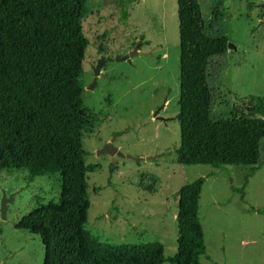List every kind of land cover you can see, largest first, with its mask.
<instances>
[{"label": "rangeland", "instance_id": "374dc122", "mask_svg": "<svg viewBox=\"0 0 264 264\" xmlns=\"http://www.w3.org/2000/svg\"><path fill=\"white\" fill-rule=\"evenodd\" d=\"M85 1L82 30L89 43L78 74L83 123L75 138L85 163L100 165L86 175L87 232L115 245L158 241L164 255L173 256L176 193L202 177L198 218L205 253L199 264H264V139L243 200L234 189L242 187L251 166H187L175 159L180 144L177 0ZM199 2L207 34L224 35L236 47L208 60L210 118L246 114L253 96L264 97V0ZM137 44L136 55L116 59ZM101 57L105 62L95 78L92 67ZM112 138L131 158L112 161L107 153L97 154ZM59 193L57 173L30 181L26 169H0V204L3 195L8 199L5 219L0 214V264H43L40 237L16 224L39 204L57 201Z\"/></svg>", "mask_w": 264, "mask_h": 264}, {"label": "trees", "instance_id": "16d2710c", "mask_svg": "<svg viewBox=\"0 0 264 264\" xmlns=\"http://www.w3.org/2000/svg\"><path fill=\"white\" fill-rule=\"evenodd\" d=\"M85 0H0V169H26L29 180L60 176L57 201L41 203L16 224L40 237L43 264H199L205 253L198 218L204 179L178 189L177 247L164 255L158 241L140 245L103 243L87 232V173L75 138L83 123L78 74L89 41L82 30ZM121 18H127L122 9ZM179 34L180 144L182 165L251 166L234 191L243 200L264 139V97L253 96L248 113L211 119L206 67L227 50L224 35L207 34L199 0H177ZM77 139V141H76Z\"/></svg>", "mask_w": 264, "mask_h": 264}, {"label": "water", "instance_id": "95a60500", "mask_svg": "<svg viewBox=\"0 0 264 264\" xmlns=\"http://www.w3.org/2000/svg\"><path fill=\"white\" fill-rule=\"evenodd\" d=\"M139 45L137 44L134 49L129 52V54L123 56V57H117V60H125L128 59L130 56L136 55L138 53L137 49H138ZM227 48L228 49H232V50H236V47L232 44V43H228L227 42ZM105 60L101 57L96 61V64L92 67V72L94 77L96 78L97 76H99L100 73V69L103 66ZM95 78L93 79L92 83L88 86V89L92 88L95 84ZM113 141L114 138L110 139V141L104 143V145L97 151V154H104L107 153L109 154V156L111 157L112 161H116L115 157H128L131 158L130 155H124V153H122L118 147H116L115 145H113ZM150 157H146V159H149ZM136 161H139L140 158H136ZM176 195H178V191L176 193ZM8 199L5 197V195H3L2 199H1V204H0V214L1 217L3 219H5V215H6V203H7Z\"/></svg>", "mask_w": 264, "mask_h": 264}]
</instances>
